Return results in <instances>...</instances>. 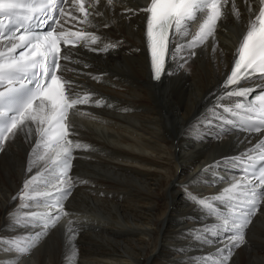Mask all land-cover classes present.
I'll return each instance as SVG.
<instances>
[{"label":"bare ground","instance_id":"6f19581e","mask_svg":"<svg viewBox=\"0 0 264 264\" xmlns=\"http://www.w3.org/2000/svg\"><path fill=\"white\" fill-rule=\"evenodd\" d=\"M149 1L113 0L110 6L99 0L94 8L103 15L89 17L91 24L79 23L83 16L73 9L78 30L101 38L91 47L116 45L106 52L82 46L69 51L73 62H65L75 70L64 71L74 90L92 95L93 102L76 107L70 121L72 140L88 147L76 149L73 193L63 220L20 256L7 251L8 241H20L40 228L15 224L19 214L36 212L39 206L21 201L19 195L25 181L43 172L50 161L37 159L43 150L33 152L34 128L4 143L0 264H219L218 250L230 245L220 229L210 230L222 222L193 197L219 207L212 198L239 180L227 170L230 159L254 150L261 141L250 133H220L221 123L209 111L224 91L221 85L247 30L249 12L244 0H236L239 18L231 4L226 6L214 36L194 49L195 56L187 49L173 53L171 44L165 73L153 82L146 13L140 11ZM253 6L258 10L259 0ZM177 42H182L179 37ZM48 175L31 188L55 190L43 185ZM228 264H264V203Z\"/></svg>","mask_w":264,"mask_h":264},{"label":"snow or ice","instance_id":"6c2138e0","mask_svg":"<svg viewBox=\"0 0 264 264\" xmlns=\"http://www.w3.org/2000/svg\"><path fill=\"white\" fill-rule=\"evenodd\" d=\"M107 2L110 6L113 4V0ZM98 3L99 0H89L87 4L86 0H0V149L9 138L25 129L31 132L34 128L37 140L33 152L43 147V154H38L37 159H47L50 165L25 181L19 199L55 210V214H19L16 225L40 228L39 232L20 241H8L7 251L20 256L30 253L40 238L56 225L62 215H66L62 201L71 194L69 169L72 153L75 149L88 147L71 139L73 132L69 115L77 105L92 103V95L77 93L73 82L63 76L64 71H75L66 67L65 62H73V57L65 49L83 46L89 51L106 52L116 45L93 48L90 45H96L101 39L98 35L83 30L72 31L63 25L78 19L70 9L82 14L83 19L79 23L91 24L89 17L103 15L94 8ZM244 3L249 12L247 30L234 53L231 71L221 85L224 91L209 111L224 124L249 133H260L264 132V91L249 99L255 88L233 87L240 85L242 80L264 81V0H259L258 10L253 6L255 0H244ZM229 4L232 13L239 18L236 0H150L147 7L140 9L146 13L145 35L152 78H161L170 54L169 45L175 43L173 53L183 54L187 49L188 55L195 56L194 49L214 36ZM65 16L70 19H64L61 24V18ZM193 23H198L194 34L190 31ZM57 25H60V30ZM177 37L182 42H177ZM187 37L190 39H184ZM18 49L23 50L18 52ZM212 50L215 52V46ZM172 58L175 59V55ZM184 63H187L186 59ZM233 97L243 99L230 104L221 103ZM220 109L240 123L223 115L218 111ZM207 123L211 124L212 119ZM234 159L237 167L242 166L240 179L212 198L226 206L230 216L224 215L222 208L215 203L193 197L210 216L222 222L212 225L210 230L231 232L226 237L230 241L227 250H218L221 253L219 264H228L233 249L245 242V230L259 210L258 204L264 200V140L259 141L254 150ZM49 173L53 174L52 179L45 180L44 184L55 188V194L31 188L34 182L39 183L40 177ZM22 206L31 207L30 204ZM71 224L69 221L70 242L74 239Z\"/></svg>","mask_w":264,"mask_h":264}]
</instances>
